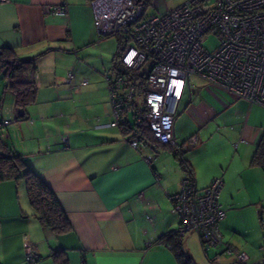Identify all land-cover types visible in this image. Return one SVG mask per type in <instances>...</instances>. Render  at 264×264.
Returning <instances> with one entry per match:
<instances>
[{"label":"crops","instance_id":"1","mask_svg":"<svg viewBox=\"0 0 264 264\" xmlns=\"http://www.w3.org/2000/svg\"><path fill=\"white\" fill-rule=\"evenodd\" d=\"M61 5L65 15L45 11V6ZM3 47L33 61L25 77L36 82L37 97L17 119L3 78L0 120L9 123L1 141L53 190L71 228L55 235L35 217L22 180L0 181L1 264H27L25 243L38 255L31 264H55L53 252L68 264H181L159 238L178 225L169 195L179 190L185 171L170 145L134 147L120 127L110 125L106 67L89 3L0 2ZM68 72L73 75L69 82ZM82 79L87 84L81 85ZM65 135L67 145L61 141ZM262 135L264 106L200 76L189 77L177 104L174 138L198 188L214 177L223 181L222 243L208 250L194 231L182 238L196 264H240L225 252L228 248L245 252L247 263L264 264V168L251 165ZM214 253H223L219 263L211 261Z\"/></svg>","mask_w":264,"mask_h":264},{"label":"built area","instance_id":"2","mask_svg":"<svg viewBox=\"0 0 264 264\" xmlns=\"http://www.w3.org/2000/svg\"><path fill=\"white\" fill-rule=\"evenodd\" d=\"M86 1L97 38L119 35L125 41L119 55L123 71L111 69L105 79L114 116L110 125L120 127L130 145H142L137 133L148 126L157 141L180 150L174 138V120L192 75L237 98L264 106V0H184L163 14L149 16L144 5L134 0ZM45 11L66 14L63 5L45 6ZM210 35L218 37L219 43L208 50L201 41ZM134 72L144 79L142 95L137 94ZM72 77L68 72L65 80L69 82ZM80 84H87V79ZM8 123L2 120L0 128ZM61 141L67 145L68 137L62 136ZM222 186L220 177H214L203 188L184 177L179 190L169 195L171 209L178 218L175 233L179 239L194 231L205 249L214 250L222 243L218 225L224 216L219 203ZM225 252L234 255L237 263L255 264L247 263L245 252L230 248ZM222 255L214 253L210 259L219 263ZM24 256L27 264L38 259L27 243Z\"/></svg>","mask_w":264,"mask_h":264},{"label":"trees","instance_id":"3","mask_svg":"<svg viewBox=\"0 0 264 264\" xmlns=\"http://www.w3.org/2000/svg\"><path fill=\"white\" fill-rule=\"evenodd\" d=\"M134 1L143 4L145 9L150 2V0ZM124 44L125 41H123L122 37H118V48L112 58L111 66V68L116 71H123L119 61V55ZM29 69H33L32 60L18 59L14 50L10 47L0 48V76L6 79V87L14 96V107L16 109L17 119H22L24 117V114L19 116L18 111H24L28 105L36 101L37 97L36 82L25 77ZM134 75L137 76L134 77V80H136L137 94L142 95L145 91L144 79L138 76L137 72H134ZM134 105L135 101L129 105V108H132ZM2 120L3 119H1L0 122ZM137 137L143 142L160 143L153 137L148 126L140 128ZM160 144L164 146L167 145L163 143ZM171 150L178 158L181 168L185 171V177H188L194 182L191 165L184 157L181 148L180 150H175L173 148ZM251 165L264 168V135H262L256 146L251 159ZM5 180H22L24 182L28 202L34 210L35 217L43 227L50 228L55 235H60L70 230V222L53 190L25 164L22 155L12 152L11 149L1 141L0 135V181ZM159 240L171 247L181 264H196L186 254L182 246V238L179 239L177 237L175 230L162 235ZM52 256L55 264H68L67 258L62 256L60 252H53Z\"/></svg>","mask_w":264,"mask_h":264},{"label":"rangeland","instance_id":"4","mask_svg":"<svg viewBox=\"0 0 264 264\" xmlns=\"http://www.w3.org/2000/svg\"><path fill=\"white\" fill-rule=\"evenodd\" d=\"M153 1V2H152ZM184 0H151L150 3L146 7V15H156V14H163L167 12L169 9L176 7L183 3ZM156 3V4H155ZM118 37L119 35H113L105 38H101V63L103 66L106 67V74L111 73L110 72V65H111V59L118 48ZM202 45L208 49L211 50L215 48L218 43L219 39L215 35H210L208 37H205L201 41ZM105 74V75H106ZM3 80V77L0 76V82ZM4 128L1 130V134L3 135L6 131ZM4 136V135H3ZM198 247L201 249L203 256L205 257L206 261L209 262V259L206 258V255L204 253L203 247L198 241ZM210 263V262H209Z\"/></svg>","mask_w":264,"mask_h":264},{"label":"water","instance_id":"5","mask_svg":"<svg viewBox=\"0 0 264 264\" xmlns=\"http://www.w3.org/2000/svg\"><path fill=\"white\" fill-rule=\"evenodd\" d=\"M24 114V111H18V115L22 116Z\"/></svg>","mask_w":264,"mask_h":264}]
</instances>
